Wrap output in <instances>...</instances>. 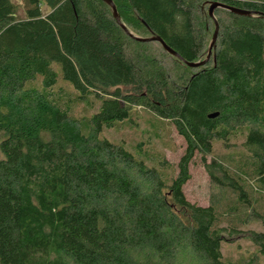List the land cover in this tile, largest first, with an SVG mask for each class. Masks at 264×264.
Wrapping results in <instances>:
<instances>
[{
    "label": "trees",
    "instance_id": "trees-1",
    "mask_svg": "<svg viewBox=\"0 0 264 264\" xmlns=\"http://www.w3.org/2000/svg\"><path fill=\"white\" fill-rule=\"evenodd\" d=\"M24 1L20 19L0 0V264H233L227 231L264 226V0H112L128 30L189 63L207 59L217 22L197 69L131 38L102 0ZM214 2L253 16L215 20ZM138 108L183 138L177 167L102 137ZM239 129L247 157L213 158ZM197 155L225 207L187 200ZM249 234L256 251L239 264L264 259V231Z\"/></svg>",
    "mask_w": 264,
    "mask_h": 264
},
{
    "label": "rangeland",
    "instance_id": "rangeland-1",
    "mask_svg": "<svg viewBox=\"0 0 264 264\" xmlns=\"http://www.w3.org/2000/svg\"><path fill=\"white\" fill-rule=\"evenodd\" d=\"M18 6L20 19L25 18L26 5L24 0H12ZM210 8V7H209ZM44 13H48L49 9L43 7ZM213 25V24H212ZM210 23L208 26L213 29ZM209 37L210 42L213 38ZM62 84V83H61ZM73 94V93H72ZM98 103L94 101L92 106H86L82 103L75 102L73 104L72 114L79 119L87 118L97 111ZM133 122L122 123L113 129L104 130L102 137L112 143L122 144L130 152H134V148L139 143H145L151 153L158 158H165L169 163L177 167L181 157L183 156L186 144L181 136L171 125L161 123L158 126L160 130L154 129V123L157 121L151 113L142 108L136 109L135 115L132 116ZM247 129L237 130L230 138L227 145L222 142H214L213 158L222 157L229 161H237L247 157L244 149ZM211 159V158H209ZM159 161V160H158ZM150 166H157L156 163H149ZM174 169V168H173ZM192 179L184 188L185 196L189 202L201 207H209L217 203V206L228 204L230 197L224 196L211 182L205 167L203 166L200 156H196L190 166ZM221 197V198H220ZM220 201V202H219ZM219 202V203H218ZM224 207L221 212H224ZM223 215H226L225 213ZM224 226H229L227 218L223 220ZM240 223V222H238ZM230 229V227L228 228ZM263 232L264 226L260 222H249L248 224H240L237 232L230 235L231 230L227 231L226 241L223 247L224 257L228 262L233 264L243 263L249 256L255 254V248L249 241V232ZM259 264H264V259H259Z\"/></svg>",
    "mask_w": 264,
    "mask_h": 264
},
{
    "label": "water",
    "instance_id": "water-1",
    "mask_svg": "<svg viewBox=\"0 0 264 264\" xmlns=\"http://www.w3.org/2000/svg\"><path fill=\"white\" fill-rule=\"evenodd\" d=\"M104 1L112 10L113 12V15H114V18L116 19L118 25L131 37L133 38L134 40L140 42V43H149V42H158L162 45V47L164 48V50L171 56L181 60L182 62L185 63V65H187L188 67L190 68H194V69H197V68H200V67H203L205 66L211 59V56H212V50L217 42V38H218V32H219V26H218V23L216 22V31H215V34H214V37H213V40H212V43L209 47V53H208V56H207V59L203 62H197V63H189L185 60L182 59V57L177 54L174 50H172L161 38L159 37H151V38H142V37H138L136 36L135 34H133L130 30H128V28L126 27V25H124L122 23V20H121V17L117 11V8H116V5L114 4V2L112 0H102ZM217 9H222V10H226V11H229L233 14H236V15H239V16H242V17H252L253 14L250 13V12H247V11H242V10H239V9H236L232 6H229L227 4H224L222 2H214L210 5V8H209V15L211 18L215 19V11ZM216 20V19H215ZM218 114H214L212 116H210V118H215L217 117Z\"/></svg>",
    "mask_w": 264,
    "mask_h": 264
}]
</instances>
